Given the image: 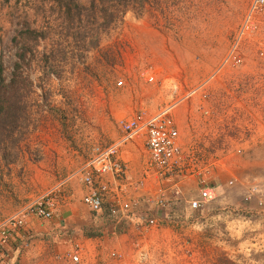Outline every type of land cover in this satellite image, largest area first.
<instances>
[{
    "label": "rangeland",
    "instance_id": "rangeland-1",
    "mask_svg": "<svg viewBox=\"0 0 264 264\" xmlns=\"http://www.w3.org/2000/svg\"><path fill=\"white\" fill-rule=\"evenodd\" d=\"M251 3L148 0L142 12L121 15L100 33L95 48L85 50L66 36L51 0H0V91L12 99L14 119L0 130V160H14L19 147H78V112L89 103L78 94L84 82L123 79L116 91L140 85L157 96L140 110L169 107L172 117L179 104L185 131L187 105L195 104L202 108L192 111L198 118L194 131L214 128L213 140H222L219 158H212L220 167L206 172L198 162L210 158L208 147H187L182 153L194 162L168 177L182 180L187 173L184 189L169 194L153 174L149 195L139 192L148 197L154 218L169 216L167 223L146 228L140 222L138 232L114 226L118 235L126 228L129 238L110 249L120 259L110 250L108 258L113 264H264V5L250 13ZM143 70L154 75L152 82L139 78ZM14 73L25 82L6 87ZM130 116L116 119L114 140ZM133 142L144 145L143 137L125 145ZM216 170L223 184L213 178ZM201 181L218 182L216 195L190 210L187 201L197 197ZM159 188L178 204L160 210ZM138 249L147 252L146 261L139 262Z\"/></svg>",
    "mask_w": 264,
    "mask_h": 264
},
{
    "label": "crops",
    "instance_id": "crops-1",
    "mask_svg": "<svg viewBox=\"0 0 264 264\" xmlns=\"http://www.w3.org/2000/svg\"><path fill=\"white\" fill-rule=\"evenodd\" d=\"M78 87L81 89L78 92L81 99L89 101L87 105H82L81 111L78 112L77 122L80 129L78 147H19L14 160L11 162L9 159L0 160V219L15 213L21 206L48 189L64 183L55 201L52 218L47 221L35 217L28 218L20 235L13 237L3 249H0V264H72L66 256L74 251L76 244L82 250L80 253L82 264H113L108 258L109 250L126 245L124 243L129 238V235L124 233L126 228L127 231L131 229L138 232L140 222L154 218L156 214L151 213L153 210L151 206L149 210L136 211L131 208L123 226H118L119 229L126 228L118 235V231H114L116 230L114 225L108 222L106 212L94 214L81 202L86 189L76 171L89 156L93 146L106 145L114 141L117 136L116 119L132 115L143 105L147 108L148 103L154 102L157 96L144 92L140 85L136 84L131 88L127 86V89L116 91L115 82L104 80L84 82ZM175 108L177 111L173 112L172 120L176 128L177 143L182 152L187 154V147L193 151H198L197 147L203 149L208 147L207 150L213 157L210 155V158L199 161V166H203L206 172H209L210 168L220 167V162L212 159L219 158L216 154L220 150L219 147H222L221 139L213 140L214 132L218 130L214 131V128L207 130L201 126H197L196 131L193 129L198 123L196 120L198 118H194L196 112L192 111L200 110L202 107L197 108L195 104L187 105V131L183 129L185 121L182 113L178 112L179 104ZM183 108L182 112L185 110ZM202 137H206L204 141ZM119 156L128 170L126 182L136 183L146 174L142 192L149 195L148 181L153 180L155 170L150 168L149 173L145 172L144 167L146 164L148 166L149 161L145 143L143 145L141 142H133L124 145L119 149ZM213 173V178H217L218 182H221L220 179L222 184L225 182L224 175L222 174L221 178L219 170ZM186 175L187 173L181 176L182 180L169 178L165 179L166 181L159 180L163 186H167V192L172 194L173 189L182 187V184L187 182L188 178H184ZM215 183L214 181V186ZM160 210L158 209V215H161ZM134 234L131 233V236H135ZM26 238L30 244L24 249L22 245Z\"/></svg>",
    "mask_w": 264,
    "mask_h": 264
},
{
    "label": "built area",
    "instance_id": "built-area-1",
    "mask_svg": "<svg viewBox=\"0 0 264 264\" xmlns=\"http://www.w3.org/2000/svg\"><path fill=\"white\" fill-rule=\"evenodd\" d=\"M263 5L264 0H252L250 13L261 9ZM139 78L150 83L154 80V75L149 70H143L140 71ZM124 84V80L119 79L115 85L123 87ZM121 130L122 134L118 139L109 144L94 147L76 171L86 189L81 202L94 214L106 212L107 218L115 223V227H118L119 223L131 212V208L136 211L149 210L148 197L144 198L139 192L145 186L146 174L136 183L126 182L128 170L119 156L121 146L135 138L143 137L149 156L148 166L155 170L159 179L182 173L186 166L194 162L191 158L187 161L182 154L177 143L176 128L169 107L161 108L151 114L137 110L125 121H122ZM63 184L59 183L21 206L15 213L0 219V249H3L13 237L20 235L28 218L35 217L44 221L52 218L55 201ZM201 184L197 197L187 201L190 210L200 209L216 195L217 187L204 183V181H201ZM130 190L132 193H129ZM166 194L163 188H159L157 191L156 205H159L161 210L178 204L176 200L166 198ZM168 218L169 216L161 219V222L156 218H149L141 222L142 226L148 228L166 224ZM29 244L30 241L26 238L22 247L25 249ZM73 250L66 257L72 264H82L81 247L76 244ZM137 254L139 262L147 260L148 254L145 250L138 249ZM110 256L115 259L121 258V254L116 251H111Z\"/></svg>",
    "mask_w": 264,
    "mask_h": 264
},
{
    "label": "trees",
    "instance_id": "trees-1",
    "mask_svg": "<svg viewBox=\"0 0 264 264\" xmlns=\"http://www.w3.org/2000/svg\"><path fill=\"white\" fill-rule=\"evenodd\" d=\"M51 1L61 11L59 13L66 26V36L71 37L75 45L86 50L95 48L100 33L121 15L129 10L142 12L148 0H88L86 3L81 0ZM17 80H21L22 84L25 82L14 73L6 87H14ZM6 92L4 88L0 91V130L6 123H14L12 99L6 96Z\"/></svg>",
    "mask_w": 264,
    "mask_h": 264
}]
</instances>
